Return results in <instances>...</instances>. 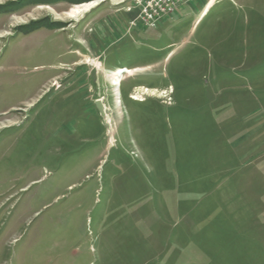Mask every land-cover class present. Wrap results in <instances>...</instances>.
<instances>
[{"label": "rangeland", "instance_id": "374dc122", "mask_svg": "<svg viewBox=\"0 0 264 264\" xmlns=\"http://www.w3.org/2000/svg\"><path fill=\"white\" fill-rule=\"evenodd\" d=\"M208 1L0 0V264H264V0Z\"/></svg>", "mask_w": 264, "mask_h": 264}, {"label": "built area", "instance_id": "2783aa9c", "mask_svg": "<svg viewBox=\"0 0 264 264\" xmlns=\"http://www.w3.org/2000/svg\"><path fill=\"white\" fill-rule=\"evenodd\" d=\"M196 0H136L134 6L138 8L136 20L129 22L130 27H142L155 29L160 22L171 17L176 11H179L184 5L191 4ZM132 7H128L130 11ZM162 98L167 97V93ZM170 93V92H169ZM170 101V97L168 98Z\"/></svg>", "mask_w": 264, "mask_h": 264}, {"label": "bare ground", "instance_id": "6f19581e", "mask_svg": "<svg viewBox=\"0 0 264 264\" xmlns=\"http://www.w3.org/2000/svg\"><path fill=\"white\" fill-rule=\"evenodd\" d=\"M94 6H95V3H92V4H86V5H84V6H80V7H74V8H72V9L68 12L67 16H68L69 18L74 19V18H76L77 16H79L80 14L90 11V9H92ZM98 66H99L98 63L95 64V67H96V68H97ZM122 72H126V71H125V70H122ZM122 72H119V74L116 75V79H115V81L113 82V86H114V87H118V86H119V78H120ZM127 73H128V71H127ZM138 93H141V94H143V95H144V94H147V93L145 92L144 89L139 90ZM152 94H153V93H152ZM136 97L139 98L138 95H137ZM139 99H141V98H139Z\"/></svg>", "mask_w": 264, "mask_h": 264}, {"label": "water", "instance_id": "95a60500", "mask_svg": "<svg viewBox=\"0 0 264 264\" xmlns=\"http://www.w3.org/2000/svg\"><path fill=\"white\" fill-rule=\"evenodd\" d=\"M96 74H97L96 69L93 68L90 72V76L93 80H95ZM94 106L97 112L100 114V116L105 120L106 119L105 106L103 105L101 99L95 100Z\"/></svg>", "mask_w": 264, "mask_h": 264}, {"label": "crops", "instance_id": "0c3cea01", "mask_svg": "<svg viewBox=\"0 0 264 264\" xmlns=\"http://www.w3.org/2000/svg\"><path fill=\"white\" fill-rule=\"evenodd\" d=\"M212 3H213V2H211V0L208 1L207 6L204 8L202 14L198 16L197 22H198V20L201 18V16L204 15V13L206 12V10L209 9V8L211 7ZM180 10H181V9H180ZM199 14H200V13H199ZM90 77H91V76H90Z\"/></svg>", "mask_w": 264, "mask_h": 264}]
</instances>
